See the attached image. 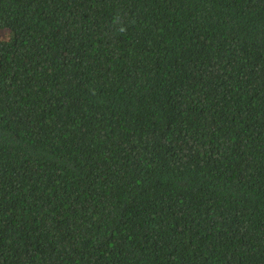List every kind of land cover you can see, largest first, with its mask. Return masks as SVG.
<instances>
[{
	"label": "trees",
	"instance_id": "trees-1",
	"mask_svg": "<svg viewBox=\"0 0 264 264\" xmlns=\"http://www.w3.org/2000/svg\"><path fill=\"white\" fill-rule=\"evenodd\" d=\"M0 264H264V0H0Z\"/></svg>",
	"mask_w": 264,
	"mask_h": 264
}]
</instances>
